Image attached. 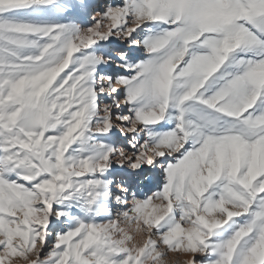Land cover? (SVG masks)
I'll use <instances>...</instances> for the list:
<instances>
[{
  "label": "snow or ice",
  "instance_id": "1",
  "mask_svg": "<svg viewBox=\"0 0 264 264\" xmlns=\"http://www.w3.org/2000/svg\"><path fill=\"white\" fill-rule=\"evenodd\" d=\"M0 264H264V0H0Z\"/></svg>",
  "mask_w": 264,
  "mask_h": 264
}]
</instances>
